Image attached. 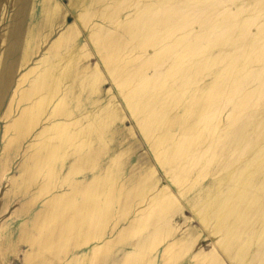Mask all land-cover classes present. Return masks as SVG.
I'll return each instance as SVG.
<instances>
[{"label": "rangeland", "instance_id": "1", "mask_svg": "<svg viewBox=\"0 0 264 264\" xmlns=\"http://www.w3.org/2000/svg\"><path fill=\"white\" fill-rule=\"evenodd\" d=\"M144 1L0 0V264H264V0Z\"/></svg>", "mask_w": 264, "mask_h": 264}, {"label": "bare ground", "instance_id": "2", "mask_svg": "<svg viewBox=\"0 0 264 264\" xmlns=\"http://www.w3.org/2000/svg\"><path fill=\"white\" fill-rule=\"evenodd\" d=\"M110 2H108V0H86V3H84L85 4V6L87 7V11H83L85 14H87V15H93V16H104V14H107V13H109V15L113 12V11H118L117 10V7H119V6H123V5H127V7H130V6H133L134 7V9H132V14H134V16L135 17H138V16H140L141 14L142 15H144L145 16V13H146V11L147 10H145L144 9V5H145V1L144 0H109ZM111 2H113L112 3V5H111ZM84 4H83V6H84ZM82 6V8L81 9H83L84 7ZM84 9H86V8H84ZM114 12V13H115ZM114 13H113V16H114ZM85 20L87 19V18H85V17H83ZM139 20H141V21H144L143 19H139ZM80 21V20H79ZM82 22V21H81ZM113 23H115V22H113ZM158 31V33H161V34H159V38H162V37H164V34H165V31H166V28H164V26H159V30H157ZM97 33V32H96ZM127 35H129V34H127ZM64 36H68L69 38L67 39V38H64V40H66L65 42L67 43V45H68V43H70L69 45H68V48H69V50H65V54H54L53 55V58H52V60L54 61V63H55V67H56V75L55 76H57L58 77V79L57 80H59L58 82V84H61L62 83V81H65V80H72L73 79V76H72V74H71V71H72V66H70V65H72L70 62H69V58H70V56L71 55H73V53L76 51V47H74V46H71V44L73 45L74 43V35L72 34V33H67V34H65ZM93 36V38H97L96 37V35L94 34V35H92ZM98 39V38H97ZM98 40H100V39H98ZM72 42V43H71ZM112 50H114V48L112 49ZM158 51V50H157ZM55 53V52H54ZM59 53H61V51L59 52ZM76 54V53H75ZM103 56H104V54H102ZM70 60H71V58H70ZM95 73L94 72H92L88 77H89V79L87 80V81H84L85 83H83V82H81V83H83L84 84V86L85 85H90V86H93V85H91V79L92 80H95ZM57 86V85H56ZM57 89H59V90H57ZM51 91V90H50ZM66 91H65V89L63 90V92H62V90L60 91V87H57V88H54V89H52V91H51V93L52 94H55V96H56V94H58V93H65ZM82 93V92H81ZM55 98V97H54ZM84 99V98H83ZM89 99H91V96H89V97H86V100L85 101H89ZM142 102L143 101H141V100H135L134 101V110H136V111H138L137 109H139V105H142ZM143 106V105H142ZM142 109H144V106H143V108ZM183 132L181 131L180 133H179V135L177 134V138H175L176 140H175V146H177V148H174V146H171V149H166L165 147H163L162 146V148H161V154H160V156L162 157V158H167V160L168 161H171L172 160V158L175 156V157H178L176 154L177 153H179V151H183V149H185V146H184V144H185V142L184 141H181V138L183 137V134H182ZM170 135V134H169ZM189 136H190V134H187L186 135V138L188 139L189 138ZM192 137H193V135H191ZM176 137V136H175ZM165 142V141H164ZM166 143H168V142H166ZM216 143V142H215ZM183 145V146H182ZM174 152H177V153H174ZM182 153V152H181ZM173 156V157H172ZM161 159V158H160ZM176 158H174L173 160H175ZM191 159V158H190ZM160 161V160H159ZM175 161H177V160H175ZM190 162V161H189ZM206 162V161H205ZM212 163V162H211ZM209 166V165H208ZM168 168V167H167ZM172 175H173V173H172ZM100 185V184H99ZM99 187V186H98ZM97 190V189H96ZM98 191V190H97ZM97 191H95V194H94V189H92V192L90 193V195H91V199L93 200L92 202L94 203V201L96 200V196H97ZM93 207H95V205L94 206H91V209L90 210H92L93 209Z\"/></svg>", "mask_w": 264, "mask_h": 264}, {"label": "crops", "instance_id": "3", "mask_svg": "<svg viewBox=\"0 0 264 264\" xmlns=\"http://www.w3.org/2000/svg\"><path fill=\"white\" fill-rule=\"evenodd\" d=\"M262 207V206H261ZM260 207V208H261ZM248 219L247 218H244V219H242V220H239V222L237 223H235V226L233 227V230L231 231V235H230V237H229V241H230V248L231 249H233V247H235V240H234V238H237L238 236H240L239 234L240 233H242L244 230H245V228L247 227V225H248ZM227 230V228L225 227L224 228V231H226ZM242 237H240V239H241Z\"/></svg>", "mask_w": 264, "mask_h": 264}]
</instances>
